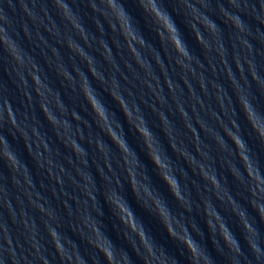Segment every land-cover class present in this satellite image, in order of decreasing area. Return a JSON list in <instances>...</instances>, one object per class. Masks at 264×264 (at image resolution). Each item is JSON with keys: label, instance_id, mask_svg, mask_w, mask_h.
I'll return each instance as SVG.
<instances>
[{"label": "clouds", "instance_id": "1", "mask_svg": "<svg viewBox=\"0 0 264 264\" xmlns=\"http://www.w3.org/2000/svg\"><path fill=\"white\" fill-rule=\"evenodd\" d=\"M50 2L57 10L58 15L65 20L72 29L75 31L85 43H88L89 36L95 38V34L87 28L85 24V16L73 8L72 5L77 3V0H44V12L45 17L49 16L47 11V3ZM86 3L91 15V22L101 37H106L108 33L115 34L112 37V43L117 48L121 47L120 41L123 42V46H126L127 50L131 53L132 60L141 69L146 70V65L141 62V55L139 49H148L151 51L155 48V45L150 39V35H154L157 42L161 45H168L176 55L175 64L181 69H187L191 71L190 62L194 59L193 53L189 49V45L186 42L183 31L177 22L176 15L180 14L177 9L169 10L168 4L170 0H83ZM179 5H183V17L184 27L190 29L194 33V38L200 45L205 53L212 51V45H215V52L219 55L221 62L224 64V68L230 83L233 85V90L236 94L237 102L240 105V111L243 113L246 122L250 129L258 138L261 144H264V108H260L254 103L255 97L250 95H244L241 93L243 86H238L237 81L233 77V73L229 69L226 62L228 49L223 43V30L219 24L216 23L206 11H201V8L207 9L210 0H175ZM228 5L236 9V12L229 11L222 3L219 4V11L223 17V23L230 25L235 30V39L239 41L243 49H246L249 53L252 52V45L247 39L248 36L253 34L251 25L247 24L241 17L240 13L245 15L251 14L260 25H264V0H257L261 12H257L255 4H251L250 0H227ZM129 4L134 6L135 10H130ZM199 5V7L197 6ZM251 8V13L248 9ZM29 20L33 19L32 13L27 8L24 9ZM50 22H52L50 20ZM14 15L11 7V0H0V60H6L11 65V71L15 72L16 77L19 80L17 87L20 88L25 97L31 101V95L27 91L28 79L30 78L33 90L39 97V107L46 122L52 126L57 137L63 135V143L65 147L72 150L75 156L80 160L82 164L87 165V150L82 147L77 140H84V134L82 129L77 126L75 131L72 130V124L67 119L70 115L72 120L83 122L87 125V121H82V117L77 113L75 109H69L61 99L60 93L51 88L47 82V76L41 75L42 68L36 62L35 57L27 50L21 38L18 35L17 30L14 28ZM106 25V27H105ZM53 27L55 24L53 22ZM47 30V29H46ZM20 31L23 32L25 38H30V30L26 25H22ZM204 32L208 33V37H205ZM259 34V28L256 29ZM75 37H69L64 41L65 46L75 54H77L88 66V70L92 79L98 81L100 85L108 83L102 72L94 66L95 58L90 54H87L81 46L74 42ZM101 48H104L102 53L103 61L114 65V58L108 51L105 43V39L99 41ZM138 46V47H137ZM235 48V45L232 46ZM57 51L56 49L53 50ZM133 53L135 55H133ZM236 68L240 72V78L245 79L244 76V64L248 66V73L251 75L252 80L255 81L264 93V78L260 76V70L257 68L255 58L246 56L241 61L239 55L234 56ZM130 62L126 61V66H129ZM156 63L159 65V58H156ZM58 74L63 78V81L67 82V86L75 91L74 86L75 77L72 75L66 66H57ZM7 69L5 72L7 73ZM72 71L76 72V76L80 79L79 89L86 101L91 113L94 116L96 126L108 137L105 141L103 137L97 136L95 138L96 149L104 156L105 164L108 163V154L111 151V145H114L120 153L123 154L125 165L129 164L127 156L131 154L135 157V164L140 167L142 162L136 152V149L132 148L129 144L126 134L123 131L122 123L116 118L115 111L111 110L101 99L100 90L91 83L88 76H86L81 70L73 68ZM155 78V77H153ZM147 83V81H145ZM187 83V81H185ZM245 83H247L245 79ZM151 88L152 85L148 84ZM169 89H172L173 85L169 83ZM201 87H203V79H201ZM111 99L119 105L120 113L124 116L125 122H127L131 128L135 129V132L141 137L144 147L146 149V156L152 166L157 169V175L162 183L167 187L169 194L178 201L186 212H191L192 207L190 201L186 195L181 191L180 178L184 177V170L180 169V177L178 178L174 174V167L171 157L167 155V151L161 148L157 149L155 145H160L161 141L156 132L149 127L146 117L140 112L138 104L133 102L131 108L128 101L124 98L123 94L119 91V84L115 77L111 78L110 88H105ZM47 93V95H46ZM49 95L54 99H49ZM131 96V93H129ZM157 99H160L157 95ZM219 100L220 98L217 97ZM55 108L59 115H56L52 108ZM223 107V104L221 105ZM18 109H14L12 103L7 95L6 88H0V161H3L6 167L12 172L23 171L24 182L31 186L32 181L27 173V166L20 161L17 153L12 149L7 138L3 135V130L7 127L10 134L15 137L16 132L24 139L25 146L30 154L32 153V146L29 143V136L27 132L28 120L27 113L20 114L23 119L18 118ZM139 112L140 114L133 119V112ZM180 115L184 118L187 125V116L183 108H179ZM161 122H165V116L161 112L159 114ZM35 119V117L33 118ZM230 127H224L222 130L214 135H211L212 142L217 145L220 151H228V142H231V146L235 150V157L239 160V165L234 161L227 162V171L231 177L240 185L246 187L249 194L252 197L251 205L255 208L261 218L264 221V172L261 170V164L259 159L253 153L247 138L242 135L241 128L235 119L230 120ZM115 124V127H113ZM190 127V125H188ZM201 128L204 129L205 125L201 124ZM195 133V129H192ZM32 136L36 137L39 141L37 147L43 146L44 152H50L49 145L45 142L42 135L39 133L37 127L31 128ZM162 132L167 134V128L165 127ZM196 134V133H195ZM227 137V139H224ZM88 143L92 144L93 139L91 136L88 139ZM173 151H177L174 143L170 144ZM205 147H209L205 145ZM197 152L200 153L206 160L209 161L207 168L204 164H200L199 175L211 185V189L214 194L223 192L227 193V203L231 206L232 212L238 217L240 226L243 230V239L248 245L251 253L249 259L242 251L239 239L231 231L215 206L212 205L210 200L203 201L204 214L206 217L205 225L212 231H216V225H218L219 237L223 240L225 246L235 254L232 258L231 264H240L238 257L244 256L246 264H264V247L261 245L260 233L257 228L254 227L253 222L248 216L247 210L238 205L236 200L230 194V189L227 186H222L221 178L217 175V169L213 166V159L210 152L204 153L201 151L199 145H197ZM163 153V155L161 154ZM183 156L188 164L192 165L194 158L188 154V152L182 151L179 153ZM39 151L33 154V158H41ZM229 155H232L229 152ZM190 158V159H189ZM71 162V161H70ZM47 164L50 166L48 171L51 175V165L53 161L47 159ZM43 167V164H39ZM146 169V165L143 166ZM242 169V170H241ZM63 171V168H61ZM85 181L83 185L84 191L89 197L93 198V207H95V198L93 196V190L95 189L94 181L90 179V175L77 169ZM109 171L111 169L109 168ZM195 172L196 169L193 168ZM129 176V190L133 194V200L130 201L126 196L122 195L119 191L113 189L104 194V203L110 206L112 215L118 221V225L124 229L122 235L126 241L130 243V246L134 252L138 251L136 241H139V245L144 248L147 253L145 257V264H166L165 253L161 250L160 255L156 254L155 238L151 234V229L145 222L144 215H141L137 210L139 209L148 216H153L157 219L160 225L163 227L164 232L169 238H173L183 244L189 253V264H213L211 257L202 249L201 245L192 238L191 234L187 231L186 225L182 222V215L175 216L168 205L167 200L159 193V190L151 183V177L145 172V178L149 183L142 186L143 195L137 187V180L135 174L131 168L127 169ZM108 180V177H104ZM226 180V178H224ZM57 182L59 178L57 177ZM13 183L20 186V180L13 177ZM120 185V182H116ZM89 185L92 187L89 188ZM0 189V192H3ZM186 191V190H185ZM27 194V193H26ZM31 199V197H30ZM219 199L223 202L225 197L220 196ZM151 201L149 206L148 201ZM4 204L8 206L11 211V205L8 204L6 194L4 197ZM38 210L45 214L49 220L56 219L55 210L52 208H45L40 204L35 205ZM103 207L99 209L97 215L99 220L94 221L89 214L83 215L81 223L83 228L89 230L88 235H85L83 228L80 230L82 238H86L89 245L94 247L98 253L104 258V264H131V257L124 251L122 256L117 255V248L113 240L103 230L101 225L103 224ZM23 215V212L21 213ZM71 215V212H69ZM215 221L216 223L214 224ZM13 222H15V216H13ZM45 229L50 237L51 243L55 249L56 254L60 257L62 264H88V261L80 255L78 245L71 240L70 237L63 235L58 231L59 224L55 227L45 222ZM179 226V231L177 230ZM24 228L30 231L32 234L27 238L31 248L34 250L32 255L34 258L39 259L42 264H50L49 260L45 257L44 252L46 249L37 240V232L35 224H29L28 221H24ZM0 230L3 231V240L7 242L8 247L5 248L0 245V264H9V259L5 258L7 253L10 258L11 264H20V260L17 259L16 252L12 249L11 238L8 232L6 224L0 223ZM76 231V229H73ZM115 231V226H113ZM97 234L102 237L105 243L99 244L96 242ZM163 249V246H160ZM163 257V259H162ZM20 259H24L21 255ZM174 264H178V261L173 258ZM26 264H32L31 261H26Z\"/></svg>", "mask_w": 264, "mask_h": 264}, {"label": "water", "instance_id": "2", "mask_svg": "<svg viewBox=\"0 0 264 264\" xmlns=\"http://www.w3.org/2000/svg\"><path fill=\"white\" fill-rule=\"evenodd\" d=\"M221 3L229 11L236 12V9L228 5L227 0H210L208 8H201L200 10L206 11L210 18L216 21L223 30V43L228 49L226 62L238 86H243L241 93L255 97L254 103L258 107L264 108V93H262L260 86L252 80L251 75L248 73L247 64L243 65L244 76L247 81L245 83V79L240 78V72L236 68L234 59V56L237 54L241 61L246 56L254 57L257 68L260 70V76L264 78V25H260L251 14L245 15L243 12L240 13L241 17L247 24L251 25L253 30V34L247 37L252 45V52L249 53L235 39V30L230 25L223 23V17L219 11V4ZM250 3L255 4L257 12H261L257 0H250ZM197 6L199 7V5ZM168 7L170 11L177 9L180 13L176 15V19L194 57L190 62L191 71L178 67L175 64L177 57L171 47L168 45L161 46L154 35L149 34L155 48L151 51L146 48H138L141 62L146 65L145 70L135 64L131 53L127 50L126 46H123L122 41H120V48H117L112 43V37L115 34L108 33L106 37H101L99 33H96L94 66L108 78V83L100 85L98 81L93 79V85L100 90V96L104 103L111 110L115 111L116 118L123 125V131L129 144L132 148L136 149L142 164L140 167H137L135 157L129 154L127 156L129 164L125 165L123 154L114 145H111L108 163L105 164L104 156L96 149L94 141L97 136L103 137L105 141L108 140V137L96 126L94 116L90 110L88 139L91 136L93 143L89 144L87 139L86 159L88 163L86 166L84 165L83 172L89 174L90 179L94 181L95 189L93 190V196L95 198V207H93V198L89 197L84 191L83 185L85 181L82 179L74 227L76 231H74L72 239L78 245L80 255L88 261V264H104V258L94 247L88 244L86 238L81 237L80 230L83 228L81 218L87 213L92 220H99L100 217L97 215V212L101 207H103L104 213L101 227L116 245L118 250L117 255L122 256L124 251H126L131 257V264H145L147 253L144 248L139 245V241H136L138 251L134 252L132 250L130 243L122 235V232L125 230L118 225V221L112 215L110 206L104 203V194L113 189L119 191L130 201L133 200V194L129 190L128 168H131L135 174L137 187L141 191V195H143L142 186L149 183L144 175L147 172V175L151 177V183L167 200L173 215L181 216L183 214L182 222L186 225L187 231L211 257L213 264H231L235 254L229 251L223 240L219 237L218 225H216L215 232L210 231L206 227L205 221L210 217H206L204 214L203 201L205 200H210L215 209L219 211L228 227L239 239L245 256L249 259L251 258L248 245L243 239L244 234L240 221L232 212L231 206L227 203V193L221 189L216 197L214 191L211 189V185L207 184L199 175L198 166L204 164L207 168L209 161L197 152V145H199L202 152L206 154L210 152L211 158L214 161L213 166L217 169V175L221 178L222 186H227L238 205L247 210L254 227L259 230L261 245L264 247V221L261 220L257 210L252 207V197L246 187L236 182L227 171V162L234 161L237 165L240 163L235 157V150L229 141L227 145L228 151H220L210 137L220 132L222 128L230 127V120L235 119L241 128L242 135L247 138L253 153L259 159L262 172H264V144L259 142L246 122L243 113L240 111V105L237 102L233 85L227 77L224 64L215 52V45H212L211 52L205 53L204 49L195 40L194 33L184 27L183 5L177 4L175 0H170ZM129 8L130 10H135L131 4H129ZM248 12L251 13V8L248 9ZM261 14L264 15V13ZM257 28H259V34L256 32ZM204 35L208 37L207 32H204ZM101 39H105L108 51L114 58V65L103 61L102 53L105 50L100 46L99 41ZM233 45H235V48L232 47ZM133 55L135 54L133 53ZM156 58H159V65L156 63ZM126 61L130 62L129 66H126ZM112 77H115L118 81L119 91L128 101L129 107L131 108L133 102L138 104L140 112L146 117L149 127L157 133L161 144L155 146L158 150L163 148L167 151V155L171 157L173 162L174 174L179 178L180 169L184 170V177L180 178V185L182 193L190 201L191 212H186L183 206L169 194L167 187L157 175V169L148 161L141 137L137 135L134 128H131L125 122L124 116L120 113L119 105L111 99L107 91H104L105 88H110ZM201 79H203V87H201ZM169 83L173 85L172 89H169ZM148 84H151L152 87L149 88ZM129 93H131V96H129ZM157 95H159L160 99H157ZM217 97L220 99L218 100ZM222 104L223 107L221 106ZM179 108H183L186 113L187 125L184 118L180 115ZM161 112L165 116V122H161L159 118ZM138 114L140 113L133 112L134 120ZM201 124L205 125L204 129L201 128ZM113 127H115V124H113ZM165 127L167 128V134L162 132ZM192 129H195L196 134ZM224 139H227V137H224ZM171 143L176 145L177 151L171 149ZM205 145L209 147H205ZM185 150L194 158L192 165H189L186 159L179 154ZM229 152L232 155H229ZM161 154L163 155V153ZM144 165L147 166L146 169L143 167ZM109 168L111 171H109ZM193 168L196 169L195 172ZM105 176L108 177V180L104 179ZM117 181L120 182L119 186L116 183ZM91 187L89 185V188ZM220 196L225 197L223 202L219 199ZM148 203L151 206L150 200ZM137 211L141 215H144L145 222L151 229L152 236L155 238L156 254L160 255L161 250H163L166 264H174L173 258L178 261V264H189L190 257L185 246L180 244L179 241L169 238L159 221L153 216H148L139 209ZM213 222L214 224L216 223L215 221ZM113 226H115V231H113ZM177 230L179 231V226ZM83 231L85 235L90 234L86 228H83ZM96 242L99 244L105 243L98 234ZM160 246H163V249ZM237 259L240 264H246L244 256ZM201 264H203V260H201Z\"/></svg>", "mask_w": 264, "mask_h": 264}]
</instances>
